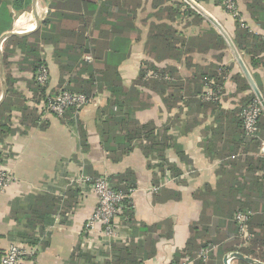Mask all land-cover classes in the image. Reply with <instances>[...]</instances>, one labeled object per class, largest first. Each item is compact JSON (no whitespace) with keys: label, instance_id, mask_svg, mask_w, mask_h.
Instances as JSON below:
<instances>
[{"label":"crops","instance_id":"1","mask_svg":"<svg viewBox=\"0 0 264 264\" xmlns=\"http://www.w3.org/2000/svg\"><path fill=\"white\" fill-rule=\"evenodd\" d=\"M77 1L0 0V6L5 4L8 16L12 18V25L1 32L0 38L9 32L24 35L44 29L46 37L40 47L50 72V90L57 89L60 75L55 48L66 50L69 43L56 45L52 42L56 31L51 30L47 22L71 18L76 21L72 32L83 35V40L80 37L78 43L86 45L90 42L92 48L103 50H124L118 72L125 86H130L137 78L139 65L144 60L153 61L146 55L148 36L155 25L166 22L174 30L177 40L179 37L186 39L188 46L184 48L206 50L182 53L179 57H159L158 65L172 68L176 80L184 83L194 75V81L197 80L198 67L224 64L225 67L217 69L218 73L226 70L224 92L217 110L204 111L196 105L182 104L171 108L158 92L137 88L140 94L146 93L148 99L145 103L141 101L142 106L134 110L133 119L141 123L152 121L156 127L167 125L172 136L166 157L179 171V176L168 171L162 175L159 169L155 171L148 167L147 158L139 148H134L116 162L108 158L98 134L99 113L108 103L105 93L96 92L87 105L71 116L60 119L53 115L44 117L41 113L39 124L21 123L22 110L38 109V103L27 86L31 73L19 69L20 53L16 49L8 57L9 69L13 79L17 80L16 92L23 96L20 97L21 103H16L10 113L11 132L0 142V150L7 153L2 164L14 177L12 183L0 191V258L11 243H20L30 250L24 259L25 264H105L118 247L132 243L141 249L139 259L143 264H169L183 249L191 225L204 213L202 202L193 198L194 192L206 185L215 188L217 170L225 162L228 152L235 148L226 142L227 133L233 128L229 114L242 105L248 93L237 90L230 77L239 73L248 82L235 50L263 98L264 69H253L249 56L239 52L234 44L230 46L219 28L208 19L209 23H198L194 17L180 18L171 14L167 17L157 11L163 6L161 0H88L93 3L88 5H80ZM237 1L246 28L264 36V27L246 10L244 0ZM201 8L232 42L236 24L216 0L203 1ZM199 33L220 35L226 46L217 49L206 41L208 37L198 41ZM192 38L196 43L191 41ZM5 40L0 41V97L1 80L5 82L1 66ZM175 47L183 50L179 41ZM253 71L261 74L257 80L253 78ZM212 83L214 79L208 84ZM167 95L165 92L164 96ZM255 155L264 158V138ZM151 163H158V160H151ZM125 173L131 175L136 184L131 196L134 204L132 217L116 218V237L105 240L99 226L92 230L86 228L97 197L88 185H78L75 180L80 175L113 177ZM217 237L212 235L213 239ZM221 237L220 234L218 239ZM197 239L205 240L204 236H197ZM217 245L214 243L212 249ZM224 255L221 256L222 264ZM231 264H237V260L233 259Z\"/></svg>","mask_w":264,"mask_h":264},{"label":"trees","instance_id":"2","mask_svg":"<svg viewBox=\"0 0 264 264\" xmlns=\"http://www.w3.org/2000/svg\"><path fill=\"white\" fill-rule=\"evenodd\" d=\"M196 1L201 6L205 0ZM235 1L238 3L237 0ZM77 2H80V5L93 4L88 0H78ZM161 2L163 6L157 11H162L167 17L170 14L180 18L188 16L190 18L194 17L198 23H209L204 15L182 0H161ZM216 2L227 14L223 1L216 0ZM75 3L73 2V4ZM168 3L171 5H168ZM244 3L246 10L252 15L253 19L261 27H264V0H244ZM157 17L159 16L157 15ZM233 20L236 24L235 35L232 39L233 44L239 52L249 56L253 69H264V36L251 33L245 24L240 25L237 19ZM47 23L50 25L51 30L56 31L53 36L55 40L52 42H55L56 45L63 42L69 43L66 50L58 46L55 48V56L60 69L59 83L56 90L49 89L50 72L48 80L43 84L37 83L34 77V74L42 65L49 70L41 56L40 43L46 37L43 28L29 34L9 35L3 43L1 66L6 94L0 103V142L11 132L10 113L16 103H21L20 97L23 96L22 93L16 92L15 84L17 80L13 79L11 76L12 71L9 69L8 57L14 54L17 49L20 53L17 64L19 69L21 67V71L31 73L27 86L36 103H38V109L35 107L22 110L21 123L39 124L42 109L40 105H42L45 96H56L61 88L72 93H82L89 99L95 96L96 92L105 93L108 103L99 113L101 120L99 121L98 134L100 144L107 152L108 158L116 162L134 148H139L147 158L149 168L155 171L159 169L162 175L164 171H168L175 177L179 176V171L172 167L166 157L172 140V136L168 133V126L156 127L152 121L141 123L132 117L134 110H138L142 106L141 101L145 103L148 99V95L146 93L140 94L137 88L141 87L158 92L171 108L183 104L188 107L196 105L204 111L217 110L221 100L204 101L199 98V95L203 92V87L209 85L211 79H214V84L212 83L213 85L209 86L214 91L220 88L223 94L222 87L226 70L218 73L217 69L225 67V65H214L210 68L198 67L200 71L198 74L196 73L198 75L196 81H194L196 75L184 83L177 81L172 68L158 65L159 57H161L160 59L179 57L182 53L187 54L188 52L204 51L206 49L184 48L186 39L179 37L177 40L172 27L163 22L155 25L148 36L149 45L146 55L151 57L153 61L144 60L139 65L137 78L130 86H125L121 82L118 72V65L125 55L124 50L116 48L103 50L96 47L92 48L89 46L91 45L90 42H87L86 45L81 42L78 43L80 37L83 40V35H76L72 32L76 21L71 20V18H63L59 22ZM11 25L12 18L8 16L5 4H2L0 6V34L10 28ZM67 31L68 33H66ZM204 37H208L206 41L212 43L217 49L226 46L220 35L199 33L198 41L205 40ZM194 40V38L191 39L193 43H196ZM177 41L181 43L183 50L179 51L175 47ZM10 47L13 48L10 49ZM220 57L218 56V59ZM186 60L188 61V58ZM147 70L157 76L145 77ZM164 73L168 74L171 79H161L159 76ZM252 74L256 80L261 75L254 71ZM230 77L236 83L237 90L248 92L243 98L242 105L229 114L233 128L232 131L227 133L226 142H229L230 145L233 144L235 148L228 152L225 162L220 165L219 171L217 170L218 178L215 188L206 185L194 192L193 198L202 202L204 213L197 222L191 225L190 235L183 249L179 251L177 258L171 263L222 264L221 256L228 252H240L264 262V158L255 155L264 138V112L259 117L255 133L246 135L242 127L240 113L250 102L256 99V96L244 76L237 73ZM258 87L261 90L260 83ZM165 92L168 94L167 97L164 96ZM76 111L77 108L69 107L58 118L71 116ZM69 122L71 123L72 120ZM81 138L83 144V134H81ZM151 160H158V163H151ZM108 180L114 190L128 192L129 189L136 188L135 179L131 175L128 176V173L113 177L108 176ZM130 201L129 198L125 199L123 213L125 217L128 216L129 218L132 217L133 211V208L128 204L131 203ZM245 209L252 211V215L245 223L247 231L251 234L246 245L238 236V225L234 219L237 211ZM220 223L223 225L220 226ZM214 234L218 237L221 234V239L219 240L218 237L213 239L212 235ZM197 236H204L205 240L201 242L197 239ZM214 243H218V245L213 250L212 245ZM204 247L210 249L205 262L198 256L200 249ZM140 253L141 249L136 244L129 243L118 247L105 264H143V261L139 259ZM235 260H237V264H251L243 260Z\"/></svg>","mask_w":264,"mask_h":264},{"label":"built area","instance_id":"3","mask_svg":"<svg viewBox=\"0 0 264 264\" xmlns=\"http://www.w3.org/2000/svg\"><path fill=\"white\" fill-rule=\"evenodd\" d=\"M186 2L185 0H182ZM197 3L196 0H192ZM225 11L232 19H237L240 25H244L242 16L240 15L238 5L235 0H222ZM187 3V2H186ZM198 4V3H197ZM199 5V4H198ZM86 59L88 57H85ZM49 71L45 66H41L34 74L35 81L39 84H43L48 80ZM157 76L155 73L147 70L145 77ZM161 79H171L168 74H161ZM222 92L220 88L214 91L209 85H207L203 92L199 95V98L204 101L216 100L220 101ZM90 99L82 93H72L63 88L59 89V93L56 96L46 95L42 101V116L53 115L56 117L62 116L64 111L69 107H75L77 110L87 103ZM263 112L262 106L259 100L256 98L250 102L240 113L242 119V127L246 135H252L257 130V124L259 117ZM0 156V191L5 190L14 180L11 173L3 166L2 160L6 156V152L1 151ZM78 185H88L97 197L96 206L87 220L86 228L92 230L94 227H100V233L105 240L115 239L116 234L114 230V221L119 216H125V199H130L131 203H128L131 208H134L132 201V194L135 188L129 189L128 192L120 190H114L108 180V176L100 175L97 177H90L86 175H80L75 180ZM127 205V204H126ZM252 215V211L249 209L239 210L235 213L234 219L238 225V236L246 245L251 237V234L247 231L246 221ZM209 248H201L198 256L205 262L208 258ZM30 253V250L24 247L20 243H11L6 251L0 258V264H25V257ZM175 264V263H169ZM180 264H191L190 262H184Z\"/></svg>","mask_w":264,"mask_h":264},{"label":"water","instance_id":"4","mask_svg":"<svg viewBox=\"0 0 264 264\" xmlns=\"http://www.w3.org/2000/svg\"><path fill=\"white\" fill-rule=\"evenodd\" d=\"M189 5H191L194 9H196L198 12H200L202 15H204L211 23H213L216 27L219 28V30L221 31V33L225 36L227 42L229 43L230 46H233V43L231 42V40L226 36V34L223 32V30H221L219 24L208 14L206 13L200 5H198L197 3H195L194 1L192 0H185ZM12 34H18L20 35L21 33H18V32H9V33H6L5 35H3L1 38H0V41L3 40L4 38H6L7 36L9 35H12ZM235 54H236V57L239 61V63L242 65V69H243V72L245 74V76L247 77L248 79V82L256 96V98L259 100L261 106H262V109H263V112H264V98L262 97V95L260 94L259 90L257 89L255 83L252 81L247 69L243 66L242 62L240 61V57L238 55V52L235 50ZM2 82V94H1V97H0V103L3 101L4 97H5V94H6V87H5V84L3 82V80H1ZM233 259H239V260H243V261H246V262H249L251 264H264V262H261L259 260H256L254 258H251L249 256H246L240 252H229L227 254L224 255L223 257V264H230L229 261L230 260H233Z\"/></svg>","mask_w":264,"mask_h":264},{"label":"rangeland","instance_id":"5","mask_svg":"<svg viewBox=\"0 0 264 264\" xmlns=\"http://www.w3.org/2000/svg\"><path fill=\"white\" fill-rule=\"evenodd\" d=\"M27 10H28V9L26 8V11H27ZM48 71H49V70H48ZM40 106H42V105H40ZM84 106H85V105H84ZM84 106H83V107H84ZM83 107H81V108H83ZM81 108H79L78 110H80ZM231 261H232V260L229 261L230 264H231Z\"/></svg>","mask_w":264,"mask_h":264}]
</instances>
